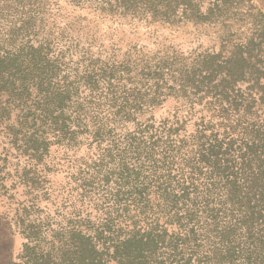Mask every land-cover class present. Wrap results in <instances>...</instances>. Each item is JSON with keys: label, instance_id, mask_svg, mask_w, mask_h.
<instances>
[{"label": "rangeland", "instance_id": "rangeland-1", "mask_svg": "<svg viewBox=\"0 0 264 264\" xmlns=\"http://www.w3.org/2000/svg\"><path fill=\"white\" fill-rule=\"evenodd\" d=\"M216 1L195 3L207 15ZM120 2L0 0V264H23L30 232L42 246L59 247L73 233L99 227L110 212L107 193L116 188L115 177L99 181L115 165L101 168L103 155L112 150L117 163L132 142L148 151L142 140L166 122H179L178 145L189 143L212 111L207 100L181 90L184 76L206 55H226L264 31V5L255 0L214 9L223 24L181 20L180 12L168 21L140 10L148 0L128 9ZM38 49L44 60L35 64ZM57 94L66 96L61 120L47 121V98ZM43 123L51 130L41 138L35 130ZM54 128L76 135L55 138ZM148 165L130 163L141 182L169 174L161 162Z\"/></svg>", "mask_w": 264, "mask_h": 264}, {"label": "trees", "instance_id": "trees-1", "mask_svg": "<svg viewBox=\"0 0 264 264\" xmlns=\"http://www.w3.org/2000/svg\"><path fill=\"white\" fill-rule=\"evenodd\" d=\"M134 1L119 4L128 9ZM195 1L148 0L140 10L168 21L180 12L181 20L223 24L213 19L214 9L220 11L228 0H217L207 15ZM41 50L31 54L33 63L44 60ZM181 83L185 93L207 100L210 120L202 118L189 143L178 145L179 122H166L148 142L141 139L148 151L127 143L117 163L108 151L101 168L115 165L99 181L115 177L116 188L107 193L110 212L104 222L89 227L87 235L73 233L59 247L55 242L42 246L38 233L30 232L23 264H264V31L226 55H206ZM65 100L63 94L48 97L44 119L61 120ZM46 126L35 133L42 138L51 130ZM52 131L70 141L76 135L65 128ZM100 135L97 131L94 137L100 140ZM140 161L148 168L161 162L169 174L141 182L130 167Z\"/></svg>", "mask_w": 264, "mask_h": 264}, {"label": "crops", "instance_id": "crops-1", "mask_svg": "<svg viewBox=\"0 0 264 264\" xmlns=\"http://www.w3.org/2000/svg\"><path fill=\"white\" fill-rule=\"evenodd\" d=\"M258 4H260V5H264V0H255Z\"/></svg>", "mask_w": 264, "mask_h": 264}]
</instances>
